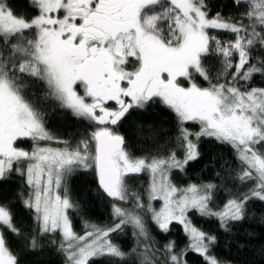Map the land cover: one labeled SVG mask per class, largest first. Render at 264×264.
<instances>
[{"label":"snow or ice","instance_id":"obj_1","mask_svg":"<svg viewBox=\"0 0 264 264\" xmlns=\"http://www.w3.org/2000/svg\"><path fill=\"white\" fill-rule=\"evenodd\" d=\"M234 4L239 15L210 17L205 0H30L34 14L26 17L0 0V180L13 172L24 179L27 191L18 197L40 235L59 234L66 264H188L189 252L203 264H223L213 253L216 236L194 226L189 213L215 218L229 231L245 219L249 201L264 202V86H253L264 79V55H253L264 50V0ZM26 77L42 81L46 96L87 121L91 131L75 147L45 127L23 91ZM155 104L175 116L182 159L176 151L137 156L127 148L121 126ZM201 137L229 145L239 161L236 178L252 182L219 208L212 206L217 185L181 188L171 179L198 158ZM24 140L32 142L30 151L19 145ZM51 141L64 147L41 143ZM77 170L95 173L114 217L106 226L86 222L84 235L70 219L77 205L67 177ZM141 175L148 177L144 192L131 184ZM149 216L165 235L181 225L186 248L177 250L173 240L161 247ZM129 227L134 243L125 250L112 234ZM6 233L22 236L11 208L0 204V264H20ZM37 244L35 236L27 239L31 249Z\"/></svg>","mask_w":264,"mask_h":264},{"label":"trees","instance_id":"obj_2","mask_svg":"<svg viewBox=\"0 0 264 264\" xmlns=\"http://www.w3.org/2000/svg\"><path fill=\"white\" fill-rule=\"evenodd\" d=\"M8 2L19 15L28 17L34 14L30 0ZM205 3L210 17L217 13L224 17L239 15L234 0H205ZM210 31L222 38L230 36L228 33ZM253 55H264V50L254 52ZM212 67L215 70L218 64L213 62ZM24 83L26 98L43 113L45 127L57 140L77 145L91 131L87 121L77 118L61 107L58 101L46 96L48 89L42 81L26 77ZM253 86H264V79L256 77ZM120 131L126 136L127 148L134 155H167L176 151L178 157L183 158V150L176 141L175 116L160 104L151 105L146 110L134 111L123 123ZM197 143L198 158L189 161L183 172L173 170L171 179L174 184L181 188L190 184L217 185L212 201L214 208L222 207L231 196L248 191L252 182L242 184L236 178L239 161L229 145L208 137H201ZM20 146L30 150L31 144L27 140ZM147 182L148 177L141 175L134 177L131 184L133 190L144 192ZM67 187L71 199L77 205L75 210H70L73 230L77 234L84 235L86 222L98 226L112 224V201L102 193L93 171L77 170L67 177ZM26 191L24 179L15 172L9 178L0 180V204L11 208L14 222L22 233L19 237L6 233L13 250L19 256L20 264H66L65 254L59 246V234L40 235L33 212L25 208L18 197L19 193ZM144 199L147 200L146 195ZM157 204L156 201L153 202L154 207ZM247 208L245 219L231 224L229 231L221 228L215 218L201 216L195 210L189 213L194 226L216 236L213 253L223 264H264V202L249 201ZM146 223L161 247L168 240L176 242L177 250L186 248L189 243L181 225L173 224L172 231L165 235L159 232L150 216L146 218ZM32 236L38 242L35 249L27 246V239ZM112 238L125 250H130L134 243L130 227L125 234L113 233ZM186 259L188 264H203L202 258L195 253L189 252ZM90 264H110V261L108 258H100Z\"/></svg>","mask_w":264,"mask_h":264},{"label":"rangeland","instance_id":"obj_3","mask_svg":"<svg viewBox=\"0 0 264 264\" xmlns=\"http://www.w3.org/2000/svg\"><path fill=\"white\" fill-rule=\"evenodd\" d=\"M47 87V86H46ZM68 110V109H67ZM70 111V110H69ZM71 112V111H70ZM72 113V112H71ZM28 141H30V140H28ZM68 142V144L70 145V146H72V147H75L76 145H71L70 144V142L69 141H67ZM42 143V145H44V146H50V147H53V148H58V147H64V144H62V143H57L56 141H51V142H41ZM30 144H31V147H30V150H31V148H32V142L30 141ZM29 150V151H30ZM158 204H157V209L160 207V204H161V202L160 201H156Z\"/></svg>","mask_w":264,"mask_h":264},{"label":"flooded vegetation","instance_id":"obj_4","mask_svg":"<svg viewBox=\"0 0 264 264\" xmlns=\"http://www.w3.org/2000/svg\"><path fill=\"white\" fill-rule=\"evenodd\" d=\"M25 141H27V140L20 141V142H18V143H19V145H22V144H24V143H25Z\"/></svg>","mask_w":264,"mask_h":264},{"label":"water","instance_id":"obj_5","mask_svg":"<svg viewBox=\"0 0 264 264\" xmlns=\"http://www.w3.org/2000/svg\"><path fill=\"white\" fill-rule=\"evenodd\" d=\"M101 191H102V190H101ZM102 193H103V191H102ZM103 194H104V193H103ZM104 195H105V197H107L106 194H104ZM107 198L111 200V198H109V197H107Z\"/></svg>","mask_w":264,"mask_h":264}]
</instances>
